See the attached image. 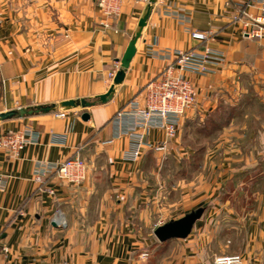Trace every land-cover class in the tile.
I'll return each mask as SVG.
<instances>
[{"label":"crops","instance_id":"1","mask_svg":"<svg viewBox=\"0 0 264 264\" xmlns=\"http://www.w3.org/2000/svg\"><path fill=\"white\" fill-rule=\"evenodd\" d=\"M149 8L112 99L59 108L107 92L109 73ZM243 10L255 12L243 0H156L151 7L122 0L115 16L95 0H0V113L53 109L0 122V138L36 134L17 157L0 150V264H212L233 255L264 264V29L260 39L248 38L232 20ZM193 31L211 36L195 41ZM204 47L223 52L225 63L206 77L176 71L195 98L177 138L166 142L163 130L148 129L145 141L166 142V152L142 148L136 161L124 160L130 138L115 136L114 118L129 102L143 106L147 85L171 63L158 54ZM221 108L230 113L228 129L195 146L218 133ZM250 110L259 112L233 125ZM55 137L64 144L52 143ZM73 157L86 165L82 183L54 175L35 181L37 163ZM199 209L185 238L157 241L159 226Z\"/></svg>","mask_w":264,"mask_h":264},{"label":"built area","instance_id":"2","mask_svg":"<svg viewBox=\"0 0 264 264\" xmlns=\"http://www.w3.org/2000/svg\"><path fill=\"white\" fill-rule=\"evenodd\" d=\"M95 1L106 16L117 15L122 3V0ZM243 3L245 6L252 7L255 12L248 14L243 10L232 20L242 24L248 38L260 39L264 29V0H243ZM210 36L209 32L190 33V37L199 42L208 40ZM158 55L170 60L171 63L147 85L143 106L140 107L136 102H129L126 109L117 113L114 118L116 126L119 127L115 136L126 135L130 138V146L122 154V158L126 161H136L142 148L164 154L167 150L166 142L176 138L181 117L195 101L193 86L178 76L176 71L206 77L218 73L225 63V54L209 47L200 50L165 51ZM114 75L115 71L110 72L109 79L112 80ZM57 116L64 117V114L60 113ZM148 129L163 130L166 142L159 144L146 142L143 132ZM35 140L36 134L27 129L7 133L0 138V150L11 157H17L26 145ZM64 140L63 137H55L52 143L63 145ZM52 175L67 184L77 185L85 180L86 165L78 157L55 164L37 163L35 165V181L40 182L42 178ZM4 185V181L0 179V189H3ZM212 264H243V262L238 255H233L216 257Z\"/></svg>","mask_w":264,"mask_h":264},{"label":"water","instance_id":"3","mask_svg":"<svg viewBox=\"0 0 264 264\" xmlns=\"http://www.w3.org/2000/svg\"><path fill=\"white\" fill-rule=\"evenodd\" d=\"M156 0H149V7H151ZM150 14V8L147 10L145 16L141 18L138 22V31L135 33L134 37L129 42L120 62L119 69L116 71L112 84L104 95L98 96L94 101L88 102L85 100L75 101H65L59 104V108L63 110H71L79 107L80 109H87L89 107H93L96 104H105L112 99L114 89L116 86L120 85L124 79L125 71L128 68V65L135 53V44L138 40L141 30L145 26L147 17ZM53 109L50 107H36L34 109H18L16 111H8L4 113H0V122L8 120V119H22L24 117H30L39 113H49ZM82 120L86 121L88 119V115L83 113L81 116ZM202 214V210L193 211L182 218L169 221L159 226L154 231V236L158 242L164 243L171 239H183L185 238L191 231L193 224L200 218Z\"/></svg>","mask_w":264,"mask_h":264},{"label":"rangeland","instance_id":"4","mask_svg":"<svg viewBox=\"0 0 264 264\" xmlns=\"http://www.w3.org/2000/svg\"><path fill=\"white\" fill-rule=\"evenodd\" d=\"M221 111H220V115H219V130L218 131H216V132H218V133H216L215 135H213V137H209V135H208V137H206L205 139H202V141L201 142H199V143H196L195 142V144L193 143L195 140L194 139H190L189 141H191L195 146H199V145H201V144H203V143H206L207 141H212V138H216L219 134L220 135H222V131H223V129L224 128H226V130L228 129V123H229V116H230V113H228V110H226V108L224 109V108H221L220 109ZM257 112H259V110H257V111H255V110H250V111H247V113H243V114H241V117H238V119H236V121H235V123L233 124V125H237V126H240V124H245V122L247 121H251V119H250V117H251V115H254V114H256ZM239 116V115H238ZM245 116H248L247 118H245ZM262 121V120H261ZM260 120L257 122L258 124L261 122ZM194 130L196 131V129L194 128ZM197 132V131H196ZM228 133H225L224 134V136L225 135H227ZM258 136V135H257ZM200 137H201V135H200ZM243 138L240 140L241 142H244L245 143V140H246V138H244L245 137V135H243L242 136ZM176 138H177V136H176ZM175 138V139H176ZM258 138V139H257ZM174 139V140H175ZM206 140V141H205ZM232 140V139H231ZM255 140L256 141H259L260 139H259V137H256L255 138ZM233 141V140H232ZM228 142H231L230 140H228ZM201 171H203L202 169H201ZM191 172V171H190ZM204 172H206V174L207 173H211L210 171H208L207 169L204 171ZM191 174H194V172H191ZM206 174H204V175H206ZM207 176V175H206Z\"/></svg>","mask_w":264,"mask_h":264}]
</instances>
